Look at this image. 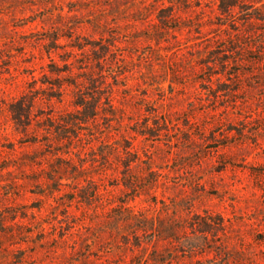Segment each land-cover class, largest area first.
Returning a JSON list of instances; mask_svg holds the SVG:
<instances>
[{
	"label": "rangeland",
	"instance_id": "374dc122",
	"mask_svg": "<svg viewBox=\"0 0 264 264\" xmlns=\"http://www.w3.org/2000/svg\"><path fill=\"white\" fill-rule=\"evenodd\" d=\"M262 19L264 0H0V264H264ZM126 206L207 238L139 245L110 220Z\"/></svg>",
	"mask_w": 264,
	"mask_h": 264
},
{
	"label": "trees",
	"instance_id": "16d2710c",
	"mask_svg": "<svg viewBox=\"0 0 264 264\" xmlns=\"http://www.w3.org/2000/svg\"><path fill=\"white\" fill-rule=\"evenodd\" d=\"M229 6V5H228ZM264 20V19H262ZM262 43L264 44V41H262ZM125 150V149H124ZM119 153V152H118ZM102 154V159L107 163L109 160V157L107 154L101 153ZM127 158L125 159V161H123V166H124V170L123 173L125 175H129V171H130V166L133 162H135L137 160V157L134 155V152H130V151H126L125 152ZM120 154H115V156H117L118 158H120L121 156H119ZM132 156V157H130ZM68 167H70L73 172H75L74 175H80V173H82L83 171H85L84 167H80V169L77 167V165H74L71 161L67 162ZM82 166V165H81ZM152 172V171H151ZM153 174V173H151ZM151 176V181L149 182V189L151 187L156 186L157 184V178L155 177V175H150ZM126 201H122V205H120V207L125 206ZM125 209L127 210L126 212H128L127 214H116L114 215L112 218H110V220H112L116 225L121 222V224L118 225L117 230L119 229H123L125 227H130L133 231L132 234L133 236L137 239V241H139V245L140 242H145L146 244H148L149 241H140L138 239V237H140V235L143 234H150L151 238L156 239L154 241V243H159L162 241H166L169 243H173L175 245H182V243L184 241H186V239L184 237H189L188 234V229H195L198 230L200 232V235L202 236V238H207L206 235H203L205 233V230H201L200 229V224L193 222V223H189L190 225L187 224H183L179 225V222L177 221L178 219L173 218V219H169L166 217H163L162 215H146V216H142L139 214L134 213V211L131 209V207H125ZM117 210V208H116ZM118 211V210H117ZM124 218L123 221H120ZM197 224V225H195ZM203 224H207L205 222H203ZM199 227V229H198ZM194 230V231H195ZM186 233L188 234L186 236ZM183 237V239H182ZM153 239V240H154ZM151 242V241H150ZM177 245V246H178ZM179 247V246H178ZM184 248L188 249V251L190 253H194L195 251L202 249L203 245L198 244V245H193L191 243L188 244V246H183ZM175 250V249H174ZM176 254V252H170V253H165V251H160L158 249L153 250L151 253H149L150 258L148 257L147 260L152 259L155 260V262H157L158 264H165V261L168 260L169 254ZM171 258V257H170ZM174 259V258H173ZM137 264H140L139 262Z\"/></svg>",
	"mask_w": 264,
	"mask_h": 264
}]
</instances>
